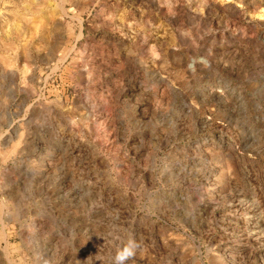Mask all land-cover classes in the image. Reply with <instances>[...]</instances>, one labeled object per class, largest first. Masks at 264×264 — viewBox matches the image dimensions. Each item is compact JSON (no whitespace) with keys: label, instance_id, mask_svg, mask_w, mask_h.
I'll list each match as a JSON object with an SVG mask.
<instances>
[{"label":"rangeland","instance_id":"374dc122","mask_svg":"<svg viewBox=\"0 0 264 264\" xmlns=\"http://www.w3.org/2000/svg\"><path fill=\"white\" fill-rule=\"evenodd\" d=\"M129 234L264 264V0H0V264Z\"/></svg>","mask_w":264,"mask_h":264},{"label":"clouds","instance_id":"9594fccd","mask_svg":"<svg viewBox=\"0 0 264 264\" xmlns=\"http://www.w3.org/2000/svg\"><path fill=\"white\" fill-rule=\"evenodd\" d=\"M117 239H120L119 237ZM142 250L141 242L137 240L134 234H129L125 239L120 241L113 257V264H127L133 259L138 251ZM47 264V262H45Z\"/></svg>","mask_w":264,"mask_h":264}]
</instances>
